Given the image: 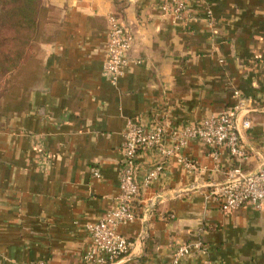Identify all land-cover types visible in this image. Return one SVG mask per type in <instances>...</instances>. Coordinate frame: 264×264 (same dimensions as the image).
<instances>
[{
    "label": "crops",
    "instance_id": "0c3cea01",
    "mask_svg": "<svg viewBox=\"0 0 264 264\" xmlns=\"http://www.w3.org/2000/svg\"><path fill=\"white\" fill-rule=\"evenodd\" d=\"M163 2L46 0L32 54L0 99V264H86V226L116 207L127 123L164 119L168 130L182 129L241 103L242 172L258 168L264 0H190L185 25L161 11ZM111 15L132 36L116 85L102 71ZM181 156L197 170L139 156V176L161 162L163 170L142 189L136 220L117 229L128 255L110 264H169L176 248L195 242L203 251L181 264H264V202L226 215L210 195L237 164L195 141Z\"/></svg>",
    "mask_w": 264,
    "mask_h": 264
},
{
    "label": "built area",
    "instance_id": "2783aa9c",
    "mask_svg": "<svg viewBox=\"0 0 264 264\" xmlns=\"http://www.w3.org/2000/svg\"><path fill=\"white\" fill-rule=\"evenodd\" d=\"M190 8V0H164L161 4V11L173 17L181 25L187 23V13ZM131 47L132 36L129 29L116 16H109L106 57L102 71L108 77L110 84L116 85L127 68ZM241 109L242 104L239 103L196 123L186 125L182 129L168 130L169 125L164 119L151 120L146 126L127 123L120 150L119 194L116 198V207L105 217L86 226L91 245L88 253L83 257V262L110 264L128 255L131 244L118 233L117 229L136 220L134 204L140 199L142 189L158 180L163 170L161 162L139 176L137 161L141 154L148 153L160 161L176 158L186 171L193 172L197 170L195 164L181 156V151L188 142L203 144L213 159H217L219 150L223 149L237 165L226 172L225 182L214 187L210 195L226 215L247 207L258 209L264 202V153L256 170L249 173L242 172L241 167L248 160L249 153L237 125V117ZM241 127L245 131L249 130L250 121L243 120ZM90 172L93 178H100L97 169L92 168ZM195 250L203 251L200 242L179 246L169 264H181L182 259ZM30 264L48 263L35 261Z\"/></svg>",
    "mask_w": 264,
    "mask_h": 264
},
{
    "label": "trees",
    "instance_id": "16d2710c",
    "mask_svg": "<svg viewBox=\"0 0 264 264\" xmlns=\"http://www.w3.org/2000/svg\"><path fill=\"white\" fill-rule=\"evenodd\" d=\"M38 1L0 0V75L3 77L16 71L32 54V43L45 11ZM3 89L0 88V99L6 92Z\"/></svg>",
    "mask_w": 264,
    "mask_h": 264
},
{
    "label": "rangeland",
    "instance_id": "374dc122",
    "mask_svg": "<svg viewBox=\"0 0 264 264\" xmlns=\"http://www.w3.org/2000/svg\"><path fill=\"white\" fill-rule=\"evenodd\" d=\"M38 3H39V6L40 5L44 6L45 3H46V0H39ZM2 32H3V34H6V32L3 29H2ZM7 33H10V32H7ZM12 73L7 75L6 77L5 76L3 77V76L0 75V82H1L0 88L4 87L5 91H7V86H8L7 84H8V81H9V77L11 76Z\"/></svg>",
    "mask_w": 264,
    "mask_h": 264
}]
</instances>
